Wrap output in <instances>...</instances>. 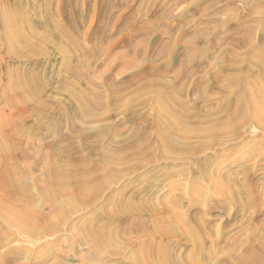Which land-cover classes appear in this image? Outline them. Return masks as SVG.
Here are the masks:
<instances>
[{
	"label": "rangeland",
	"instance_id": "1",
	"mask_svg": "<svg viewBox=\"0 0 264 264\" xmlns=\"http://www.w3.org/2000/svg\"><path fill=\"white\" fill-rule=\"evenodd\" d=\"M67 1L69 0H49L48 5L40 8L45 15L53 17L59 25L66 26L68 19L78 22L76 30L69 27L70 30L72 29L71 34L80 44L76 53L67 54L47 48L46 54L40 53L34 57L32 55L31 58L28 57L29 59L23 58L19 61L11 57L7 58L4 53L0 56L2 64L0 137L5 141L11 135L21 138L23 145L28 141L36 144L37 155H35L38 160L42 158V165L50 164V151L42 149L39 145L40 139L34 134L29 137V134L41 132L45 135L43 137L48 136L43 141L47 144L61 140L74 125L80 127V119L73 115V110L67 101L68 88L65 89L71 82H78L75 77L77 73L86 72V77L89 75L95 84L104 88L111 85L113 80L121 81L133 74V71L120 74V70L122 61L135 54L137 55L135 63L140 68H144L143 73L153 65L163 68L168 63L169 72L178 73L180 77L174 84L182 86L180 84L187 80L184 75L190 70V61L196 57L197 67L200 68L193 73V77L188 82L191 87H187L189 92L185 101L193 104L191 108L189 107L191 111H201L202 114L204 111L214 113L213 111L225 99L220 102L222 96L231 92L232 88L235 89L239 82L230 81L225 75H221L218 77V82L214 83L215 78L211 74L216 72L219 74L221 71L219 66L222 64H219L218 60L227 57L228 52L232 50H234L232 54L241 62V69H245L242 60L257 61L254 56L251 58L254 53H257V59L264 60V44L262 46L264 0H198L197 2L193 0L190 7L187 4L192 0H70L68 4ZM214 2L215 5H212ZM8 14L5 13V16ZM175 19L181 22L177 23ZM236 32H239L240 36H235ZM198 36L200 39L197 38ZM209 36L214 39H209ZM207 43L211 46L209 48L213 49L212 52L207 51ZM238 44L240 47H237ZM3 45L6 50L7 45L4 42ZM72 57L75 59L72 60ZM200 60H203L201 66ZM252 70L250 68L246 72L245 80H249L250 76H256L259 69L253 67ZM202 76L203 86L207 90L201 95L202 97H199L201 87L195 84L202 79ZM31 79L38 85L44 84L46 89L39 101L31 97V101L36 104H30L28 110H24L19 98L13 96L14 92L10 93V89L14 87L15 80L26 82ZM167 80L172 81V78ZM257 80L264 86V78ZM105 100L102 98V102ZM46 102H49L51 107L49 112H43ZM58 103L66 105L65 108L58 107ZM36 105H40L42 109L31 113L30 110ZM194 105L197 109H194ZM125 118L122 115H114L110 122L115 125L123 124L121 127L124 129L130 126L129 120ZM251 118H253L252 114ZM189 126H195V123H190ZM262 127L256 122L250 123L237 139L229 141L223 147H215L198 155L191 161H159L154 167L142 169L122 182L112 184L96 205L73 211L67 223L68 228L64 231L46 235L47 237L43 239L15 237L3 244L6 240L1 243L3 245L0 246V255L5 256L4 249L5 251L8 249V254L11 256L4 259L11 258L9 259L11 264H133L131 262L133 253L138 252L143 244L152 242L153 251H157L160 241L154 242L153 238L147 236L152 234V225H142L140 218H130L124 223L121 217L110 218L108 215L110 212L118 211L119 208L123 209L121 205L137 203L139 200L133 197L137 196L144 197L159 207L164 201L181 203L183 207L179 206L181 211L190 217L194 216L201 224L208 226L209 241L215 239L225 242L222 247L216 248L215 252L216 258L222 259L228 250H231V243L238 241L241 244L253 233L254 228L259 227L255 218L251 222V216L261 218L263 212L260 213L262 207L257 206L258 210L257 207L251 208L247 215L240 212L236 214V208L232 209L233 205H229L226 197L215 185L225 181L224 178L230 179V183L238 188L253 184L259 202L264 203ZM93 160L98 162L96 156ZM32 162L36 164L35 161L27 164L30 165ZM32 170L33 173L29 174L30 183L32 179H42L43 171L40 164L33 166ZM157 172L159 175H156ZM203 172H210L213 175L211 180H206L201 175ZM143 174L148 176L145 177L146 175ZM112 192L116 193L115 200L120 203L107 201ZM36 196L38 198L39 194ZM191 200L195 202H189ZM61 206L62 209L65 208L66 203H61ZM46 212H49V209ZM56 219L54 217V222L57 221ZM0 224L3 225L0 231L10 228L1 216ZM95 228L114 233L115 245L107 249L101 248L104 250L98 253L95 250L96 244L87 235ZM208 239L207 242L204 241L205 246L204 242L202 243L205 251L208 249ZM170 244L176 249V255L183 257L182 259L189 258L193 254V242L175 238ZM23 248L27 251L34 250L33 254L15 257L14 252H11ZM244 248V246L239 248L238 253H245ZM203 256L197 257L199 261L213 264L214 261L210 263L211 257L208 258L204 253ZM146 258L148 257H144Z\"/></svg>",
	"mask_w": 264,
	"mask_h": 264
},
{
	"label": "bare ground",
	"instance_id": "2",
	"mask_svg": "<svg viewBox=\"0 0 264 264\" xmlns=\"http://www.w3.org/2000/svg\"><path fill=\"white\" fill-rule=\"evenodd\" d=\"M48 2L49 0H0V56L4 53L7 58L19 61L31 58L32 55L34 57L40 53L46 54L47 48L67 54L79 50L80 44L69 28L76 30L78 22L68 19L66 26L59 25L40 8L48 5ZM5 13H9L8 16H5ZM235 34L240 36L239 32ZM197 38L200 39V36ZM3 42L7 45V52ZM233 51L228 52L224 59L218 60V63L222 64L219 66V74L216 72L211 75L215 78L214 83L218 82L219 76L226 73H229L228 80L239 82L235 89L232 88L233 91L222 96L220 102L225 99L214 113L204 111L205 113L201 114V111H191L189 107L193 104L185 101L189 92L188 82L200 68L197 67L196 57L191 59L190 70L184 75L187 80L183 84L179 82L182 86H178L174 82H178L180 77L178 73L169 72L168 63L163 68L153 65L143 73L144 68L135 63L137 55L132 54V58L128 56L122 61L120 74L133 71V74L124 80H113L111 85L103 88L95 84L89 75L86 77V72H81L75 75L77 83H67V101L73 115L80 119V127L74 125L61 140L47 144L43 141L48 136L43 137L45 135L41 132L29 134V137L34 134L40 139L39 145L42 149L50 151L49 165H42V158L37 159V145L31 141L23 145L19 137L10 135L5 141L0 137V216L10 227L0 231V246L15 237L43 239L55 232L64 231L68 228L67 223L73 211L96 205L112 184H118L142 169L154 167L159 161H191L198 155L215 147H223L229 141L237 139L242 130L253 122L263 126V131L264 86L257 79L264 78V60L257 59V53H254L251 58L254 56L257 61L242 60L245 69H241V62L232 54ZM74 59L75 57H72V60ZM1 66L0 62V70ZM253 67L259 69L257 75L245 80L246 72ZM167 78H172V81ZM14 82L10 93L14 92L12 95L19 98L24 110H28L30 104H36L31 101V97L39 101L46 89L44 84L38 85L33 79ZM203 83L202 78L195 84L201 87L199 97L207 90ZM102 98L106 100L102 102ZM46 104L43 112H49L51 109L49 102ZM39 106H34L35 108L30 110L31 113L41 110ZM65 106L58 103L61 109ZM194 109H197L196 105ZM114 115L126 117L130 126L122 129L123 124H112L110 121ZM190 123H195V126H189ZM95 156L98 158L97 163L93 160ZM31 161L40 164L43 177L32 179L30 183L29 174L33 173V166H36L33 162L27 164ZM156 175H159L158 172ZM201 175L206 180H211L213 176L210 172H203ZM147 176L148 174L145 177ZM224 179L225 181L221 180L222 182L219 181L221 183L215 186L226 197L229 205H233L232 209L236 208V214L240 212L247 215L249 209L262 207L260 213L263 212V217L251 216V222L255 218L259 227L254 228L249 237L241 244L238 241L231 243V250H228L224 258L218 259L215 256L216 248L222 247L225 242L215 239L209 241L208 226L181 211V203L164 201L159 207L144 197L133 196L139 200L137 203L121 205L123 209L110 212L108 216L121 217L124 223L130 218H140L142 225H152V234L147 236L153 238L154 242L160 241V244L157 245V251H153L152 242L143 244L138 252L133 253L131 262L201 264L202 260L199 261L197 257H204V253L208 258L211 257L210 263L214 261L213 264H264V203L259 202L253 184L238 188L230 183V179ZM36 194H39L38 198ZM248 194H251V197ZM115 195L116 193L112 192L107 201L120 203L116 202ZM63 202L66 207L62 209ZM47 209L49 212H46ZM120 213L122 214L119 215ZM123 215L125 217H122ZM54 217L57 218L56 222ZM109 217L106 218L111 220ZM1 226L3 225L0 224ZM87 235L96 244L95 250L98 253L115 245V234L110 230L95 228ZM175 238L194 243L193 254L187 257L188 260L176 255V249L170 244ZM207 239L209 245L205 251L203 247ZM2 242L4 243L1 244ZM243 246L245 253L239 254L238 250ZM115 250L119 252L118 249ZM6 251L4 249L5 256L0 255V264H11V258L4 259L11 256L8 249ZM33 251L23 248L11 252H14L15 257H25L33 254ZM146 256L148 258L144 259Z\"/></svg>",
	"mask_w": 264,
	"mask_h": 264
},
{
	"label": "crops",
	"instance_id": "3",
	"mask_svg": "<svg viewBox=\"0 0 264 264\" xmlns=\"http://www.w3.org/2000/svg\"><path fill=\"white\" fill-rule=\"evenodd\" d=\"M194 1H195V0H194ZM194 1H193V0H192V2L190 1L191 3L189 2V3L187 4V6L190 7L191 4H192ZM197 1H198V0H196V2H197ZM217 1H218V0H217ZM208 2H209V1H208ZM215 3H216V2H214L212 5H215ZM183 5H184V4H183ZM183 5H182V6H183ZM153 6H154V5H153ZM175 21H176L177 23H178V22H181L180 20L177 21L176 19H175ZM193 22H194V21H193ZM194 26H195V24H194ZM263 34H264V32H263ZM224 35H225V33H224ZM209 39H214V37L209 36ZM207 44H208V43H207ZM263 44H264V41H263V43H262V46H263ZM212 46H213V44H212ZM262 46H260V48H262ZM207 47H208L207 51H208V52H212L211 50H213V49L209 48V47H211L209 44L207 45ZM260 48H259V49H260ZM248 49H250V48H248ZM216 51H218V50H216ZM245 51H246V50H245ZM199 62L201 63L200 66L203 65V60H200ZM223 75H225L226 78L228 77V75H226V74H223ZM208 76H209V75H208ZM202 78H203V76H202ZM200 80H201V79H200ZM201 82H202V81H201Z\"/></svg>",
	"mask_w": 264,
	"mask_h": 264
}]
</instances>
